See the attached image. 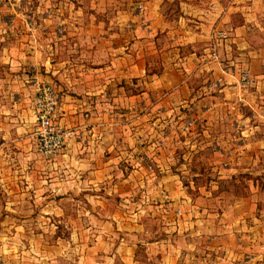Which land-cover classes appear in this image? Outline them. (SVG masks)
Masks as SVG:
<instances>
[{
	"label": "crops",
	"instance_id": "1",
	"mask_svg": "<svg viewBox=\"0 0 264 264\" xmlns=\"http://www.w3.org/2000/svg\"><path fill=\"white\" fill-rule=\"evenodd\" d=\"M164 4V0H139L142 7L134 9L91 7L86 20L71 10L72 19L65 18L61 23L50 19L52 13L45 11L47 7L39 25L18 17L8 22V27L0 21V27L13 29L9 38L12 42H4L0 50V60L7 62L11 76L37 74L39 81L59 92L58 123L77 133L80 128L89 129L86 134L94 146L88 156L78 155L75 138L59 158L69 172H80L82 187L97 190L103 186L102 194L91 195L92 200L111 194L108 177L112 155L103 164L98 162L96 150L110 146L108 129L113 122L107 109L119 102L110 95L113 92L122 107L129 105L150 113L141 116L134 127L128 120L119 123L125 135L132 129L134 137L144 138L150 130L149 120L154 121L155 129L160 124L177 125L186 117L171 114L184 109L194 114L201 127L200 136L205 137L198 145L192 137L193 151L187 147L185 160L204 155L212 144L216 152L210 155L216 161L208 163V169L217 172V187L229 180L236 184L239 176L246 175L245 193L226 201L224 194L219 196L217 202L224 207L211 219L208 206L197 207V200L194 202L181 186L180 170L190 178L188 162L179 168L175 162L170 163L168 170L160 167L166 174L152 182L143 180L144 167L134 168L141 175L140 183L131 174L117 183L122 189L141 186L148 191L151 187L159 196L160 187H164L170 203L187 206L192 202L194 208L185 207L182 218L169 217L167 224L155 230L153 239L141 240L150 235L144 227L135 225L130 228L136 237L133 243L129 241L132 235L124 234L126 237L115 246L93 244L87 262L79 258L71 264H147L139 257L142 249L149 257L147 261L154 264H264V0H209L206 7L182 4L177 7V17H172ZM131 9L136 10L134 14H130ZM218 31L225 32L227 38L217 39ZM4 40L0 32V42ZM155 64L159 71L152 72ZM244 70L256 79V87L250 91L240 84ZM131 88L139 94L129 97ZM157 93L166 95L146 99V95ZM234 105L246 114L231 116ZM158 111L172 118L161 119ZM212 125L215 130L210 137ZM154 128L150 138L156 136ZM220 155L227 158L218 164ZM207 182L210 187L215 183ZM199 187L200 198L204 194L208 200L205 186Z\"/></svg>",
	"mask_w": 264,
	"mask_h": 264
},
{
	"label": "rangeland",
	"instance_id": "2",
	"mask_svg": "<svg viewBox=\"0 0 264 264\" xmlns=\"http://www.w3.org/2000/svg\"><path fill=\"white\" fill-rule=\"evenodd\" d=\"M164 1V7L169 8L172 17H177L179 13L177 7H181L182 4H187L188 7H206L209 2V0ZM138 2L139 0H0V21L8 27V22L18 17L24 21L32 19L31 21L39 25L44 18L43 9L47 7L45 11L52 13L48 15L51 20L61 23L65 18L72 19L71 10L80 13L81 20H86L89 18L91 7H113L112 10L124 6L133 8L138 6ZM134 11L136 10H132L130 14H134ZM67 14L68 17H65ZM73 14L75 17L78 15ZM5 27H0V32L5 35V40L0 42V50L4 42L6 44L12 42L9 38L13 36V29ZM259 37L260 40L263 38ZM216 45L213 44V48ZM157 71L159 67L155 64L152 72ZM38 79L37 74L27 77L11 76L7 62L0 60V264H71L73 260L79 258L87 262L89 247L93 244L118 245L126 237L124 234L134 233L130 228L135 225L144 227L146 234L150 235L142 239L139 236V239L145 241L150 237L153 239L155 230L167 224L169 217L182 218L185 207L194 208L192 202L189 203L190 206L184 203L179 205L170 203L164 187H160L159 196H155L154 188L151 187L147 191L141 186L128 190L118 186V182L129 178L131 174L134 180L140 183L141 175L134 172V168L138 166L145 169L143 180L152 182L158 175L166 174L160 172V167L168 170L170 163L175 162L179 168L188 162L187 174L190 178L183 176L186 173L180 170L181 186L194 202L197 200V207L208 206L213 216L211 219L224 207V204L217 202L219 196L224 194L226 201L229 200L228 197L245 193L246 175L239 176L236 184L229 180L230 183L217 187V172L208 169V163L216 161L215 156L210 155V152H216V146L210 144L209 151L207 149L203 152L204 155L191 156L190 162L185 160L188 154L187 147H190V152L193 151L192 137L193 140H198L197 145L205 138L200 136L201 127L193 117L194 114L190 115L188 111L185 113L184 109H181V112L177 111L171 115L186 117L182 122L173 126L160 124L156 129L153 127L154 121L149 120L147 129L150 130L144 138L134 137L132 129H129L128 137L124 134L126 130L122 129L123 125L118 124L128 120L129 125L132 124L134 127L141 116L144 118L150 113L140 112L129 105L122 107L118 94L113 92L110 95L113 94V98L118 100L119 104L116 103L113 108L107 109L108 117L113 122L108 129L109 139L106 140L110 146L107 150L104 147H97L96 150L98 162L103 164L108 163L110 160L107 158L112 155L110 161L112 170L108 177V181L112 183V187L108 189L111 194L108 193L105 198H97L96 201L92 200L91 195L102 194L103 186L97 190L88 186L82 187L80 183V180H84L82 175L79 171L74 173L64 168V162L59 158L61 153L56 158L46 159L37 150L34 99L39 86L50 85ZM197 82L199 80H196V85L199 84ZM240 84L247 91L256 87L248 89L241 81ZM127 94L133 97L139 92L131 88ZM165 95L149 94L146 95V99L152 101L154 98H164ZM32 111L33 114H30ZM157 114L161 119L172 118L169 113L162 114L158 111ZM237 114L246 113L234 105L231 108V116ZM152 128L156 132L155 138L148 136ZM210 129L208 135L212 137L214 125L210 126ZM88 130L80 128L76 141L72 140L78 146L80 156H88L94 146L93 139L86 134ZM123 134L124 138H121ZM218 157V164L227 158L222 155ZM188 158L190 157L187 156ZM260 163H263V157ZM207 181L215 183L210 187ZM203 185L205 186L203 190L209 195L208 200L204 194L203 199L200 198L199 186ZM135 238V235H132L129 241L132 239L133 243ZM139 257L147 264H154L153 261H147L149 257L143 249ZM209 259L212 260L210 256Z\"/></svg>",
	"mask_w": 264,
	"mask_h": 264
},
{
	"label": "built area",
	"instance_id": "3",
	"mask_svg": "<svg viewBox=\"0 0 264 264\" xmlns=\"http://www.w3.org/2000/svg\"><path fill=\"white\" fill-rule=\"evenodd\" d=\"M215 34L219 40L227 38L223 31ZM213 58L218 59V55L213 53ZM241 82L248 89L256 86V79L248 70L242 72ZM59 102V92L52 85L38 87L34 99L35 138L38 152L46 159L58 157L65 146L77 135L74 129L66 128L58 123L56 112Z\"/></svg>",
	"mask_w": 264,
	"mask_h": 264
}]
</instances>
